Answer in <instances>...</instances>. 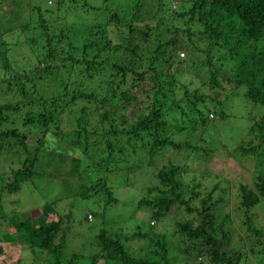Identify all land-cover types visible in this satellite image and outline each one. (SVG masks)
Instances as JSON below:
<instances>
[{
  "label": "trees",
  "instance_id": "obj_1",
  "mask_svg": "<svg viewBox=\"0 0 264 264\" xmlns=\"http://www.w3.org/2000/svg\"><path fill=\"white\" fill-rule=\"evenodd\" d=\"M69 3L82 7L73 10L78 11L83 20L80 21L83 23L80 47L65 42L59 33L49 35L47 24L41 17H38V31L32 34V45L39 64L45 63L41 70L45 77L41 80L54 83L50 91L54 96L36 97V81L26 80L27 77L21 74L25 71L11 77L10 74L0 75V93L8 99L10 97L11 101L0 105V124L7 112L27 109L20 122L21 132L14 129L0 132V140H12L14 149L18 147L24 155L20 168L6 176L5 183V175L0 178V187H5L6 193H15L33 178L43 177L44 174L37 172L34 164L43 154L39 151L43 149V135L47 131L51 143H65L67 147L76 149L78 154L84 155L85 162L88 160V149L96 157L98 152V162L102 165L100 174L113 171L108 169L109 160L125 154L133 155L137 151L145 152L149 157L167 149L175 152L198 151L186 142L172 139L181 133L191 136L192 127L205 125L207 120L202 109L207 106V100L214 101L201 89L191 86L190 81L188 85L183 81L180 70L187 64L189 56L192 59L202 56L200 62L191 61V67L202 63L206 65L208 78L201 88L207 85L211 91L221 90L219 79L225 82L228 79L235 85L234 91H242L240 95L245 101L264 107V0H100L101 6L109 4L100 15L97 12L101 9L97 8V4L91 6V0H70ZM46 18L52 19L49 16ZM143 18L148 22L140 26V19ZM108 29L113 33L111 39L107 37ZM9 31L7 27L6 32ZM11 39L12 36L7 39L9 47L15 43ZM134 40L144 48L139 50ZM61 41L66 43L65 48ZM257 45L260 47L257 48ZM150 46H153L151 53L144 54ZM228 47L235 50L231 55L233 74L230 76L223 73L222 63V51ZM7 51L8 48H0V69L3 72L7 70L4 61ZM181 51L186 52L187 58L177 56ZM212 51L215 54L214 64L211 62ZM171 67L173 71L168 70ZM70 78L73 79L68 82ZM147 84L149 89L144 88ZM136 94H143L149 100L148 106H144L146 111L132 123H126L122 116H118L117 124L114 110L118 105L125 110L135 101ZM34 105L35 108L32 107ZM61 105L66 109L61 110ZM75 107L77 110L68 132L61 133L57 117ZM86 114H95L99 125H105L106 129L88 128ZM259 123L258 138L264 151V116L259 118ZM31 128L42 131L41 140H36L32 158L25 144ZM56 150H59V155L60 148L52 145L48 154ZM254 150L238 148L237 151L245 156ZM178 172L180 169L171 164L161 167L156 172V181L164 190L147 189L148 193L156 195L151 199H140L137 208L149 211V227L163 222L174 207L182 209L186 216H192L191 219L174 223L172 230L164 235L135 228L125 235L124 240L137 242L139 246L136 250L135 245H126L127 250L124 248L120 241L122 233L102 229L92 238L90 247L93 250L84 263L250 264L241 259L242 252L231 248L232 237L226 228L228 221L215 215V210L223 203L221 196L212 198L216 188L199 197L198 184L186 185L182 186V193L175 179L181 173ZM188 180L191 182L194 178ZM101 182L98 186L93 185L88 192L104 196L105 206L115 204L111 193ZM88 192L82 193L81 197H89ZM260 197L264 199L263 176H258L251 187L240 185L238 188L237 209L242 213L243 226L246 233L256 238L255 248L250 246L248 249L251 257L255 258L252 260L255 264V260L264 262L261 259L264 257V242L258 240L264 238V230L253 225L250 211L261 203ZM39 211L33 218L10 217L9 230L12 233L3 235V241H16L20 251L27 250L34 258L44 256L43 264H78L82 256L63 255L70 214L59 217L52 213L54 211L48 204ZM173 252L181 257L180 262L170 258ZM33 264H36L35 260Z\"/></svg>",
  "mask_w": 264,
  "mask_h": 264
},
{
  "label": "rangeland",
  "instance_id": "obj_2",
  "mask_svg": "<svg viewBox=\"0 0 264 264\" xmlns=\"http://www.w3.org/2000/svg\"><path fill=\"white\" fill-rule=\"evenodd\" d=\"M100 0H91V6L97 4L100 8V15L104 11ZM70 0H0V48H8L4 59L7 64L6 72L0 69V75L10 74L9 77L25 71L21 74L26 76V80H34L35 96L51 98L54 95L50 91L54 88V83L50 80L44 83L41 78L45 75L41 70L45 67V63L40 62L38 55L35 54L34 45H32V34L38 31V17H41L47 24L49 35L52 32L59 33L61 38L67 43H74L80 47V40L83 37V23L78 11L74 9L82 8L81 5L74 7L75 4L69 3ZM150 8V5L146 3ZM39 10H38V9ZM95 8V7H94ZM46 16L52 17L47 19ZM142 26L146 24L147 19H140ZM83 22V20H82ZM11 32H6L7 27ZM139 26V27H140ZM51 31V32H50ZM107 37L111 39L113 33L110 29L107 30ZM12 36L14 45L10 46L7 39ZM43 40V38H42ZM61 41L63 48L66 43ZM134 43L139 50L143 45L134 40ZM37 45V43H36ZM43 45V43L41 44ZM37 47V46H36ZM260 45H257L259 48ZM31 48V50H30ZM153 46L149 47L148 52L151 53ZM235 50L230 47L223 49V73L226 72L229 76L233 74L232 57ZM215 54L212 51V63L215 62ZM180 59L187 58L186 52L181 51L177 55ZM46 59V58H45ZM201 58L192 59L188 57L187 64L183 65L180 70L183 75V81L188 85L201 89L200 91L214 98L211 102L207 100L206 105L202 109L206 116L205 125L192 127L191 136L186 133L174 135L175 142H186L192 147H196L198 151H180L175 152L167 149L160 154H154L149 157L145 152H136L133 155L125 154L123 157H115L108 169L113 170L105 174H100L99 169L102 165L99 164V154L94 156L90 149L88 160L85 162L84 155L78 154L74 148H69L65 143H51L49 132L43 135L45 144L42 156H38L34 164V168L39 173L44 174L40 179H34L26 184H23L20 189L8 194L5 187H0V264H43L44 256L34 258L27 250L20 251L18 243H6L3 241V235L12 233L9 230V218H33L40 213L42 206L48 204L59 217H64L70 214V222L66 232V248L63 255L78 254L82 256V260L78 264H85L84 261L87 255L93 250L90 247L92 238L98 231L111 229L112 232H120L122 236L120 241L124 248L129 249L126 245H135L138 248L137 242L125 241V235L131 233L135 228L142 232L151 230L152 232L164 233L172 230L174 223L183 222V220L191 219L192 216H186L182 209L174 207L168 217L163 222L154 223V227H149L151 220L149 211L144 208H137V202L142 198L151 199L156 195L154 192H147V189L157 188L164 190L156 181V172L168 164L177 166L180 169V175L175 177L176 183L182 186H195L198 184L199 197L205 196L207 192L216 188L212 198L216 199L221 196L223 203L215 210V215L220 219L228 221V233L232 237L230 240L231 248H235L244 255L241 259L245 263L255 264L252 262L255 258L248 253L249 247H254L255 237L246 233L243 226V216L240 210L237 209L239 202L238 188L240 185L251 187L256 182L258 176L264 177V151L261 146L262 141L258 138L259 118L264 116V107L252 105L245 101L240 92L235 90V85L231 81L225 82L222 78L221 87L223 89L211 91L204 86L208 73L205 64H199L191 67V61L200 62ZM1 66V59H0ZM39 66L38 68H35ZM165 69V67H164ZM171 67L168 70H172ZM228 76V77H229ZM70 78L68 82H71ZM27 86V85H26ZM90 87L97 90L96 86L90 84ZM150 85L144 86L149 89ZM238 94H237V93ZM236 93V94H234ZM177 97V95L174 97ZM18 101L21 99L16 98ZM148 101L143 94H136L135 101L131 103L125 110H121L120 105L114 110L116 122L118 124V116H122L126 123H132L136 117L146 110L144 106H148ZM10 97L0 93V105L8 104ZM61 110H64L61 105ZM35 108V105L32 106ZM77 108H72L70 112L57 117L60 126V132H68L70 123ZM26 108H20L17 112H7L4 120L0 124V132L4 130H16L21 132L20 124L23 120ZM214 112V114L212 113ZM220 113V117H219ZM210 114L212 119H210ZM219 117V118H218ZM85 121H89L88 128H96L97 130L106 129V126L99 125L95 114H86ZM30 135L27 136L25 144L30 153V158L34 156L33 150L36 149V140H41L42 131L40 129H29ZM60 148V154L48 151L50 146ZM244 148L248 150L255 148L253 153L241 155L237 150ZM38 155V154H37ZM24 158L21 150L17 147L14 149L12 140H0V178L5 175L3 182L7 181L8 176L12 171L20 168V164ZM47 161V163H46ZM98 162L97 167L95 166ZM48 164V165H47ZM191 177L194 181L189 182ZM104 179V180H103ZM103 180V181H102ZM187 180V181H186ZM102 181V182H101ZM103 183L111 193L115 204L105 206V197L100 193H89L88 190L94 186ZM189 182V183H188ZM185 190V188H184ZM89 197L82 198L81 194L86 193ZM187 196V193L185 191ZM184 195V194H183ZM185 196V195H184ZM261 203L250 211L253 225L261 230H264V199L260 197ZM224 226V223H223ZM166 235V234H165ZM168 235V233H167ZM264 242V238H258ZM142 246V245H141ZM255 248V247H254ZM175 251V250H174ZM136 256V255H134ZM170 258L176 262H180L181 257L175 252L170 254ZM183 258V257H182ZM264 261V257L261 258ZM243 262V261H242ZM256 264H261L260 260H255Z\"/></svg>",
  "mask_w": 264,
  "mask_h": 264
}]
</instances>
